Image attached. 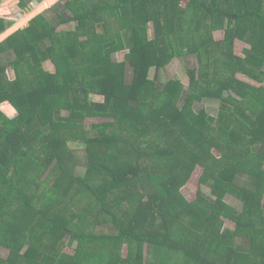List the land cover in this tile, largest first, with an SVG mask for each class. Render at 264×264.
Instances as JSON below:
<instances>
[{"label":"trees","instance_id":"obj_1","mask_svg":"<svg viewBox=\"0 0 264 264\" xmlns=\"http://www.w3.org/2000/svg\"><path fill=\"white\" fill-rule=\"evenodd\" d=\"M55 1L20 13L4 0L0 15L16 21L0 38ZM64 5L72 16L59 13L53 24L37 14L0 42L14 54L0 63V102L16 109H0V246L9 250L0 264H146V254L157 255L152 264H264V0ZM4 19L0 30L13 23ZM61 24L69 28L55 30ZM189 56L197 68H186L187 89L150 77ZM197 100L214 102L216 114L195 113ZM86 118L103 120L89 129ZM76 148L87 157L82 175L66 167ZM196 167V197L183 200ZM82 189L99 217L77 211L87 227L80 232L67 205L87 209Z\"/></svg>","mask_w":264,"mask_h":264},{"label":"rangeland","instance_id":"obj_2","mask_svg":"<svg viewBox=\"0 0 264 264\" xmlns=\"http://www.w3.org/2000/svg\"><path fill=\"white\" fill-rule=\"evenodd\" d=\"M14 1V5H15V7H16V9H18L19 10V12L20 13H26L29 9H30V7H31V3L33 2V1H35V0H33V1H31V0H29V2L27 3V5H25V7H21V6H19L20 5V3H19V1L20 0H13ZM41 1V0H40ZM64 1L65 0H56L55 2H53L52 4H50L49 5V7L48 8H51V7H55L56 9L58 8V10H59V12H60V14L61 13H63V14H66V15H69V16H72V13H71V11L70 10H68L66 7H65V5H64ZM46 8V7H45ZM43 10V9H42ZM41 10V11H42ZM2 17H4V18H6V19H12V20H14V21H16V19H15V17L12 15V17L11 16H6V15H1ZM37 16V14H35V15H33V16H31L22 26H20V27H17V28H15V31L16 30H18V29H24V28H26L28 25H29V23H30V21L32 20V19H34V17H36ZM69 26V24H61V25H58V26H56V29L55 30H57V31H63V30H67V28H69L68 27ZM14 31H12V32H10V33H13ZM218 32L220 33V31H217V32H215V36H217L218 35ZM9 33V34H10ZM8 34V33H7ZM8 35H6V37H7ZM4 37V36H3ZM3 37H1V39L3 38ZM243 46H246L244 43H242L241 41H237L236 42V45H235V50H236V52H241V49H242V47ZM117 57L118 58H122V53L120 52V53H118L117 54ZM186 61H187V63H186ZM186 61H185V58H182V60H180V61H176L174 64H171L170 62V64L168 63V66H167V73H168V75H170V76H172V77H174V78H176V79H178L182 84H183V86L187 89L188 88V84H189V79H188V76H187V73H186V68L187 67H194L195 69L197 68V60L195 59V58H193L192 56H189V58L188 59H186ZM45 66H46V64H45ZM130 75H131V71H130V68L128 67V68H126V76L129 78L130 77ZM177 104V106L178 105H181L182 104V102L181 103H179V102H177L176 103ZM4 106V110H2V107ZM192 108H193V111L195 112V113H198L200 110H205L208 114H211V115H214V114H216V108H217V105L214 103V102H212V101H200V100H197V101H194V103H193V105H192ZM0 109L4 112V113H7V114H11L12 112H14V111H16V109L11 105V103L9 102V101H2V102H0ZM9 110V111H8ZM61 114L62 115H66V112L63 110L62 112H61ZM45 118V117H44ZM48 119H49V116H48ZM48 119H46L47 120V122H48ZM95 121H101V120H98L97 118L95 119V118H86L85 119V122L89 125V124H91V123H95ZM23 134H26V131H23ZM68 144L72 147V148H74V146L75 147H80V146H83V143L82 142H80V141H78V142H72V141H68ZM73 150L74 149H71L69 152H68V154H67V156H66V159H65V161H67L69 158H70V156H71V153L73 152ZM5 154H7V153H5ZM8 155V154H7ZM66 167L70 170V166H69V164L66 162ZM126 172V174L128 175H123V177L124 176H127V177H129V176H131L132 174H133V171L132 170H130V171H125ZM201 172H202V169L200 168V167H196L195 168V170L193 171V173H192V175H191V177H190V179L188 180V182L180 189V194H181V196H182V198H183V200H186V201H190V200H193L195 197H196V194H197V191H198V178H199V176H200V174H201ZM56 175H57V173H56ZM54 177H55V174L54 175H52L51 176V178H50V182L49 183H51V182H53L54 180ZM123 177L122 176H120V179H121V181L123 180ZM242 179H243V176L242 175H239L238 176V178H237V180H238V184H239V182H241L242 181ZM202 192H203V194H204V196L206 197V198H208V199H210V200H212L213 199V193H212V190L210 189V187L208 186V185H203L202 186V190H201ZM87 192V191H86ZM85 192V190L84 189H82L81 191H80V194L82 195H84V198L83 199H85V207L87 208V209H85L84 207H81V208H79V206H77V205H75V204H72V205H70V204H68L67 206H70L69 207V212H73V216H75V218L77 217V215H76V212L77 211H79V213H81L82 215L85 213L86 215H88L89 216V220H93V219H95L96 220V218L97 217H99V213H98V207H97V205L95 204L94 205V203L92 202V201H94L93 199L94 198H92L90 195H89V193L87 194ZM80 194H78V195H76V197H78ZM224 200L228 203V205L232 208V209H236V210H241V208H242V202L238 199V198H236L235 196H233V195H231V194H229V193H226L225 195H224ZM263 202H264V198H263ZM96 208H95V207ZM67 210V209H66ZM63 214V213H62ZM68 215V214H67ZM65 218L63 217V219L62 220H64ZM76 221H73V224H74V226H76L77 225V227L75 228L76 230H78V231H80V232H83V231H86L87 230V227H86V225H85V222L83 221L84 219H78V218H76L75 219ZM83 221V222H82ZM102 223H105V222H102ZM80 224V225H79ZM65 225H67V226H69V224H65ZM224 226L225 227H227V228H230V229H232V228H234V224H233V222L231 221V220H229V219H224ZM74 229V230H75ZM109 231V230H108ZM68 240V241H67ZM66 241L67 242H69V241H71V240H69V239H67ZM147 245L145 244L144 245V250L146 251V249H147V247H146ZM152 250H154V249H152ZM0 255L2 256V257H4V258H7V256L9 255V250H7V249H5L4 247H2V246H0ZM120 256H122L121 258H123V257H125V249H123V250H121V255ZM156 256L157 255H148V254H146L144 257H145V261H146V264H152L153 262H155V259H156V262H157V258H156ZM155 262V263H156ZM154 263V264H155Z\"/></svg>","mask_w":264,"mask_h":264},{"label":"crops","instance_id":"obj_3","mask_svg":"<svg viewBox=\"0 0 264 264\" xmlns=\"http://www.w3.org/2000/svg\"><path fill=\"white\" fill-rule=\"evenodd\" d=\"M31 1H33V0H31ZM48 7L49 6H47L46 8H44L42 11H40L37 14L42 13V14H44L45 18L50 23H53V24L54 23H57V21H58L57 14L60 13L59 10H58V8L56 9L55 7H51V8H48ZM4 20L6 21V18ZM14 23H15V21L13 20V23L11 25H6V23L2 24V26H4V28L2 30H0V34L3 33V32H5L6 30H8ZM13 31H15V29ZM9 33L7 35H10L11 34V33L10 34ZM5 38H6V35L2 39L0 38V42H2ZM13 58H14V54H13V52L11 50H3V51H0V63L1 64H7L10 61H12ZM182 58L183 57L173 58L170 63L171 64H174L176 61L178 62V61L182 60ZM186 63H187V61H186ZM167 66L164 67V68H154V69H152V70L149 71L150 77L154 80V82H156V85L157 86H162V85L165 84V82L167 80L174 79V77L170 76L171 74L168 75V73H167L168 72L167 71ZM128 67L129 66L126 65V68H128ZM97 119L98 120H101V121L103 120L101 118H97ZM96 122H99V121H95V123ZM87 127L90 129V126L89 125ZM86 158L87 157H86V154H85V152H84L83 149L76 148V149L73 150L71 157L67 161V163L70 166V170L72 171V173H74L75 175H82L85 172L86 166H87ZM96 231L97 232H103L102 227L96 228ZM104 232L113 233L114 230H112L111 227H106V230Z\"/></svg>","mask_w":264,"mask_h":264},{"label":"water","instance_id":"obj_4","mask_svg":"<svg viewBox=\"0 0 264 264\" xmlns=\"http://www.w3.org/2000/svg\"><path fill=\"white\" fill-rule=\"evenodd\" d=\"M4 0H0V3H2ZM36 2L38 1V0H35Z\"/></svg>","mask_w":264,"mask_h":264}]
</instances>
